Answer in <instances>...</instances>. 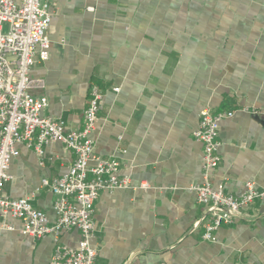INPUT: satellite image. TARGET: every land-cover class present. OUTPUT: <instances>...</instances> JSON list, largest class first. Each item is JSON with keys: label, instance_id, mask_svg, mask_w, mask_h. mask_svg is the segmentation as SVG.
I'll return each mask as SVG.
<instances>
[{"label": "crops", "instance_id": "1", "mask_svg": "<svg viewBox=\"0 0 264 264\" xmlns=\"http://www.w3.org/2000/svg\"><path fill=\"white\" fill-rule=\"evenodd\" d=\"M45 2L50 58L31 70L45 81L32 92L48 98L45 116L77 129L97 85L95 153L117 160L133 186L103 191L96 202L98 263L264 264V200L210 242L199 225L205 208L190 190L204 181L195 138L204 109L233 112L220 124L213 185L235 196L247 182L264 189V0ZM18 150L3 195L32 198L54 223L57 197L36 190L66 174L75 156L60 143L47 145L43 157ZM22 225L0 217V264H50L57 241L76 247L81 238L71 229L35 240Z\"/></svg>", "mask_w": 264, "mask_h": 264}, {"label": "built area", "instance_id": "2", "mask_svg": "<svg viewBox=\"0 0 264 264\" xmlns=\"http://www.w3.org/2000/svg\"><path fill=\"white\" fill-rule=\"evenodd\" d=\"M88 10L93 12L94 8ZM51 23L50 5L45 0H0V217L20 220L23 224L20 232L35 240L49 235L58 239L63 232L78 229L81 235L78 245L68 247L57 241L50 264H99L98 251L92 245L97 230L96 202L103 191L133 186L127 178L120 177L117 160L104 159L95 153L92 134L99 122L103 98L97 85L90 88L83 124L77 129L70 128L64 120L45 116L48 98L33 94L34 88L45 86L44 80L32 79L31 70L50 58ZM232 117L233 112L214 114L204 109L195 133V138L203 144L204 181L190 190L205 208L199 225L204 229L203 240L210 242L216 241L220 227L234 224L257 201L264 200V189L253 182H247L244 192L235 196L223 185L215 187L211 181L212 172L221 163L220 124ZM51 143L64 145L75 156L66 174L43 179L36 190L38 193L40 189H48L57 197L54 223L34 207L32 198L13 199L3 195L12 179L10 167L19 155L18 146L23 145L43 157L45 147Z\"/></svg>", "mask_w": 264, "mask_h": 264}]
</instances>
